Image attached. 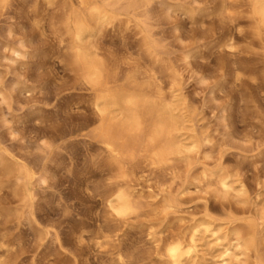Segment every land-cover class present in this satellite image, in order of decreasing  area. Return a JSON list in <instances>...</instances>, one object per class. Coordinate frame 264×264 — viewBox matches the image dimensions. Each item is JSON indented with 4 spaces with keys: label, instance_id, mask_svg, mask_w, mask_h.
Wrapping results in <instances>:
<instances>
[{
    "label": "rangeland",
    "instance_id": "rangeland-1",
    "mask_svg": "<svg viewBox=\"0 0 264 264\" xmlns=\"http://www.w3.org/2000/svg\"><path fill=\"white\" fill-rule=\"evenodd\" d=\"M113 1L117 18L94 24L84 43L119 83L133 76L151 100L170 106L175 145L160 164L145 134L126 133L132 155L122 177L98 136L95 93L71 64L78 42L68 20L87 15L84 4L0 0V264H119L120 256L169 264L166 246L187 242L201 224L220 240L198 242L197 264H264L257 0ZM16 163L29 167L26 180L7 170ZM116 187L135 204L131 212L114 211Z\"/></svg>",
    "mask_w": 264,
    "mask_h": 264
},
{
    "label": "bare ground",
    "instance_id": "bare-ground-1",
    "mask_svg": "<svg viewBox=\"0 0 264 264\" xmlns=\"http://www.w3.org/2000/svg\"><path fill=\"white\" fill-rule=\"evenodd\" d=\"M103 2L105 4L99 3L98 0H81V4H84V9L87 11H85L87 15H80V12H77L79 13L77 14L75 11V15L68 20V26L70 25L69 27L74 34V38L78 42L75 46V58L72 56L75 61L73 62V59V63H70L75 64L79 70H81L83 81L85 80L95 93L93 107L97 110L96 112L101 120L98 136H101L104 153L106 152L109 155L110 162L114 164V167L115 165L117 166L118 173L124 177L127 172L123 166V160L132 155L130 153L132 149L130 146L131 144L127 142L129 138L126 140L125 137V135L128 136L126 133H131L132 136L135 135L136 137L145 134L146 139L144 146H157L154 153L155 160L153 162H158L160 164H162L161 162H165L167 154L172 151L171 147L172 145H175L176 141L174 142L171 138L172 112L170 111V106L163 101L156 103L151 100V96L149 97L150 94L147 93V91L140 88V85H134L135 78L133 76L127 77L125 83H119L122 79L120 75H118L115 70L113 73L107 62H103L96 57L98 52L91 49L89 43H84L86 37L93 35L92 26L94 24L97 25V27L102 26L106 23H111L118 16L117 11L121 8L119 1L108 3L106 0H103ZM257 4V13L260 16L263 25L264 0H257L256 5ZM135 7L136 3L129 2L126 9L131 8L134 10ZM144 37L147 42L146 39L148 37ZM146 44L148 45L147 50L152 54V44H150V42H147ZM152 114H154L153 117L155 116V119L151 128H148L149 130L147 129L148 131L145 132L147 122L146 117ZM114 129L120 130V132L118 131L119 135L115 132L116 137L118 136L117 138L113 136ZM133 139L136 138L134 137ZM8 168H10L9 170L15 174V179H18L17 181L26 180L31 174L30 169L26 164H9L7 170ZM219 181L222 187L227 188L229 186L226 177L220 178ZM112 194L113 198L111 200V206L117 214L124 215L134 209L135 204L133 205L131 198L126 192H123L120 188L116 187ZM192 230L193 231L187 242L183 243L182 241L180 242L177 240V242L170 243L167 246L165 245V254L169 259V264H197L196 262L199 258L198 247H200L198 242H200L202 238L213 235L215 237L214 240L217 242L220 240V236L215 232L216 229H210L206 224L194 226ZM233 247L234 246H227L224 254L233 250ZM225 260L226 259L223 261ZM118 263L126 264L121 256L118 259Z\"/></svg>",
    "mask_w": 264,
    "mask_h": 264
}]
</instances>
